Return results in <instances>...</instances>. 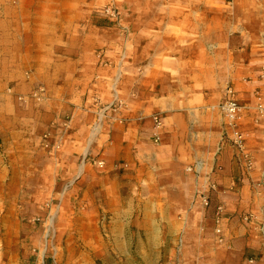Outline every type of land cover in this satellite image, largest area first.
I'll return each mask as SVG.
<instances>
[{
  "label": "rangeland",
  "instance_id": "rangeland-1",
  "mask_svg": "<svg viewBox=\"0 0 264 264\" xmlns=\"http://www.w3.org/2000/svg\"><path fill=\"white\" fill-rule=\"evenodd\" d=\"M233 2L0 0V264L181 262L183 233L204 235L213 192L202 207L198 193L210 184L196 179L199 111L221 119L217 105L234 72L228 44L215 51L207 35L230 24L227 35H247L252 27L230 22L229 13L252 11ZM167 14L168 33L151 36ZM198 24L206 30L203 56L193 50ZM165 41L178 45L165 50ZM97 68L107 84L80 99L97 93L92 102L121 106L120 118L135 126L147 106L144 145L118 141L113 132L123 128L111 121L97 130L90 113L71 135L69 114L59 116L60 84L67 88L72 72L90 81ZM155 116L168 128L161 143L152 135ZM224 133L220 143L234 147Z\"/></svg>",
  "mask_w": 264,
  "mask_h": 264
},
{
  "label": "crops",
  "instance_id": "crops-1",
  "mask_svg": "<svg viewBox=\"0 0 264 264\" xmlns=\"http://www.w3.org/2000/svg\"><path fill=\"white\" fill-rule=\"evenodd\" d=\"M237 1L241 0H234L233 3ZM253 2L258 5L259 9L253 7ZM253 2L245 0L246 6L251 5L250 13H229L231 23L237 20L251 22L252 27L251 30H246L247 35L236 34L234 37L227 35L228 30H231L229 28L233 27L231 24L222 31L210 30L207 35L210 38L209 41L214 45V50L218 49L221 45L220 41H223L228 44V49L232 52L231 67L234 72L230 77V86L234 91L237 104L241 107L238 127L244 136V142L241 151L231 144L220 143L219 134L223 130L224 132L228 131L222 114L220 117L223 121L207 110L199 111L202 120L198 122L203 123L201 126H196L198 132L195 141L201 140L203 148L198 152L201 161L195 164L198 166L196 169L199 174L196 179L199 185L210 184L201 187H207L208 190L213 189V192L209 208L202 212L206 216L201 224L204 235L201 238L190 235L188 232L183 233L182 247L179 253L181 262H176L177 264H264V80L259 79V71L252 73L255 68L264 64V0H254ZM210 17L212 21L215 20L213 15ZM162 20L165 23L164 27L158 31H150L151 36H157L162 32L165 35L168 33L169 22L173 19L167 14ZM197 27L199 32L197 35L200 36V40H198L197 46L194 44L196 47L193 50L195 49L203 56L206 30L204 25L198 24ZM184 30L187 29H182V31ZM143 33H145L144 30H139V35L144 36ZM159 35L161 36V34ZM165 43V50L178 45L172 41H165ZM162 45V41H156L152 53L158 54ZM185 49L186 52L182 48V54L189 53L188 44ZM187 54L185 62L188 59ZM150 57H153L151 53ZM201 62L202 64L198 65V68L203 66V60ZM213 67H220L219 62L214 61ZM100 69H96L90 81H88V75L84 80L80 74L72 72L68 87L60 84L63 90H61L58 99L59 116L64 113L69 114L70 121L67 124H69L71 135L81 132L86 115L90 113L95 119L97 130H102L107 124L106 122L111 121L114 125H121L123 128L122 133L113 132V136L117 137L118 141L131 143L132 140L135 147L144 145L147 126L142 125H147L148 122L143 114L148 109L147 106L141 110V117L137 119V124L140 122L141 125L135 126L130 119L123 121L124 118H120L119 115L123 113L121 106L118 107L117 104L111 110L101 112L100 107H96L92 102L93 96L100 101L97 93L87 94L84 100L80 99L81 91L87 90L88 93L94 90L96 92L101 91L103 86L105 87L107 81L102 80L99 75L100 71L104 69ZM88 95H92V97ZM223 95L224 90L219 102ZM167 108H171V105ZM149 109L152 111L151 107ZM210 109L214 110L213 107ZM129 111V114H132L131 110ZM159 121L161 126L156 129L154 117L151 119L153 138L156 135L161 143L163 138H166L168 128L163 129L162 122ZM64 126L66 125L62 126L64 131L68 130ZM129 127L130 129H128ZM65 134L66 132L59 133L57 137L59 142ZM227 134V138H229V131ZM7 164L8 162L5 161V166ZM2 172L0 171V173ZM220 208L221 210L218 211ZM216 230H220V233L217 234ZM217 241L219 243H216Z\"/></svg>",
  "mask_w": 264,
  "mask_h": 264
},
{
  "label": "built area",
  "instance_id": "built-area-1",
  "mask_svg": "<svg viewBox=\"0 0 264 264\" xmlns=\"http://www.w3.org/2000/svg\"><path fill=\"white\" fill-rule=\"evenodd\" d=\"M259 79L264 80V67L259 70ZM94 105L96 107H100L101 112H106L110 109L109 106H101V104L97 102V100H94ZM217 109L219 110V112H221L223 118L225 119V124L229 131L230 140L232 141L235 148L241 151L244 142V136L239 131L238 127L241 107L237 104L234 91L231 87H226V89L224 90L223 98L217 105ZM154 124L156 129H159L161 126V123L157 117H154ZM228 131L224 133V136H228ZM157 139L158 138L155 135V140ZM208 192V188L205 187L202 188L198 193V201L202 207H207L209 204ZM220 210L221 208L218 209V211ZM216 233L219 234L220 230H216Z\"/></svg>",
  "mask_w": 264,
  "mask_h": 264
}]
</instances>
